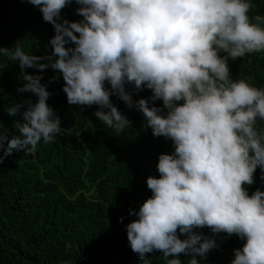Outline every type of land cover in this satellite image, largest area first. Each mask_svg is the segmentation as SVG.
<instances>
[{"label":"clouds","instance_id":"1","mask_svg":"<svg viewBox=\"0 0 264 264\" xmlns=\"http://www.w3.org/2000/svg\"><path fill=\"white\" fill-rule=\"evenodd\" d=\"M27 2L54 35L47 55L27 53L19 42L0 47V57L20 69L17 93L37 97L8 104L18 134L8 139L0 131V145L7 140L0 162L13 150L34 153L63 131L46 103L57 76L41 83L44 70H57L69 105H96V119L121 132L131 122L110 100L116 96L143 115L153 137L171 141L173 151L158 154V177L146 178L151 195L128 211L136 217L125 226L133 253L143 259L159 251L164 264H181L183 254L187 264H202L224 234L243 241L230 264H264V191L249 195L245 187L257 168L264 181V128L257 127L264 88L230 79L228 67L264 52V16L248 15L251 0H74L78 21L61 18L73 0ZM144 89L151 95L134 100Z\"/></svg>","mask_w":264,"mask_h":264},{"label":"trees","instance_id":"2","mask_svg":"<svg viewBox=\"0 0 264 264\" xmlns=\"http://www.w3.org/2000/svg\"><path fill=\"white\" fill-rule=\"evenodd\" d=\"M251 3L255 7L248 15L264 16V0ZM77 7L73 0L61 10V18L80 20ZM53 35L52 25L42 20L38 6L27 0H0V47L19 42L27 53L47 55ZM4 62L7 67L0 69V131L7 129L11 139L18 134L14 120L19 117L8 116V104L29 98L35 102L37 97L17 93L24 83L20 69L16 62L0 57V63ZM228 67L230 79H244L264 88V52L229 60ZM26 71L41 74L34 68ZM54 75L57 79L48 85L51 95L46 103L59 117L63 131L52 142L39 143L34 153L13 150L0 162V264H164L159 251L146 253L143 259L133 253L125 226L136 219L128 215L129 209L138 210L151 195L146 178L158 177V154L171 153V141L153 137L150 129L142 127L143 115L116 96L110 100L131 124L121 132L106 127L93 114L96 105L67 103L57 70H44L41 83ZM132 95L135 100L147 98L151 92L144 89ZM161 103L155 102L156 106ZM257 127L264 128V121H258ZM5 147L7 140L0 145V155ZM259 176L257 168L254 183L245 186L249 195L257 188L264 191ZM120 217H124L122 222H118ZM200 231L211 235L208 228ZM217 244L219 248L211 250L202 264H230L233 249L240 248L243 241L220 234ZM179 258L181 264H187L188 257L181 254Z\"/></svg>","mask_w":264,"mask_h":264}]
</instances>
